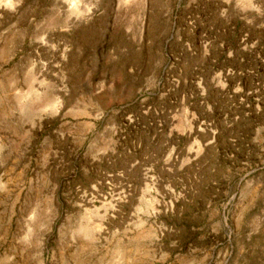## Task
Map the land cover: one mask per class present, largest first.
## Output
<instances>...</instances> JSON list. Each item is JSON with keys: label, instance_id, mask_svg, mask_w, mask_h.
<instances>
[{"label": "rangeland", "instance_id": "374dc122", "mask_svg": "<svg viewBox=\"0 0 264 264\" xmlns=\"http://www.w3.org/2000/svg\"><path fill=\"white\" fill-rule=\"evenodd\" d=\"M263 89L264 0H0V264H264Z\"/></svg>", "mask_w": 264, "mask_h": 264}, {"label": "trees", "instance_id": "16d2710c", "mask_svg": "<svg viewBox=\"0 0 264 264\" xmlns=\"http://www.w3.org/2000/svg\"><path fill=\"white\" fill-rule=\"evenodd\" d=\"M236 24L239 25V24H241V22H237ZM236 33H237V32L233 33V35L231 36V38L228 39L227 41H230V42L234 41V40L238 37V35H237ZM227 88H229V86L226 87V90H227ZM241 91H242V92H243V91H246V87H245V86H241ZM263 92H264V89H263ZM214 94H216V92L213 93V91L208 90L207 93H206V95H207L206 98L208 99V98H210L211 96H213ZM262 103H263V107H264V102H262ZM263 109H264V108H263Z\"/></svg>", "mask_w": 264, "mask_h": 264}]
</instances>
